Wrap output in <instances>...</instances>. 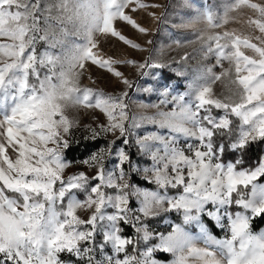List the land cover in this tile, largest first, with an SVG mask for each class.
Here are the masks:
<instances>
[{
	"label": "snow or ice",
	"instance_id": "obj_1",
	"mask_svg": "<svg viewBox=\"0 0 264 264\" xmlns=\"http://www.w3.org/2000/svg\"><path fill=\"white\" fill-rule=\"evenodd\" d=\"M130 7L160 5L0 0V264H162L155 252L170 253L167 264H264V229L253 231V221L264 219V151L254 167H240L253 145H264V3L230 0L222 12L206 7L197 39L209 63L194 70L185 91L165 85L159 104L139 105L155 109L152 115L130 114L127 90L114 95L81 86L89 64L126 89L133 84L115 65L138 72L165 66L98 50L97 36H111L145 51L114 27L119 20L148 34L126 14ZM230 22L260 35L228 30ZM78 108L106 120L85 125L84 141L113 138L71 161L67 152L80 140L69 110ZM145 124L155 130L135 139L138 154L151 159L141 168L132 160L130 136ZM73 163L83 170L68 174ZM143 181L155 187H138ZM206 218L225 231L223 238ZM150 221L170 230L157 231Z\"/></svg>",
	"mask_w": 264,
	"mask_h": 264
},
{
	"label": "rangeland",
	"instance_id": "obj_2",
	"mask_svg": "<svg viewBox=\"0 0 264 264\" xmlns=\"http://www.w3.org/2000/svg\"><path fill=\"white\" fill-rule=\"evenodd\" d=\"M227 2H230V0H144V3L158 4L160 7L140 9L136 12H132L131 7L126 9V14L132 16V18L135 19L138 24L148 29V34L143 35L133 29L130 25H127L126 23L119 20L115 22L114 27L127 39L139 44L141 48L145 49V51L141 52L134 50L111 36H97V41L99 44L98 50L100 53L104 57H112L115 60H134L137 63H143L145 60L151 58L159 63L164 64L165 66L162 68H145L138 72L136 68L131 66L123 64L115 65L116 69L122 72L123 76L129 79L133 84L132 88L126 89L125 86L120 84L110 73L89 64L87 66V70L84 72V75L81 77V86L102 89L106 93H111L114 95L127 90V100L129 102L130 114H154L155 109H141L139 105L142 103L159 104L160 99L163 98L160 96V92L163 91V86L165 85H172L176 92L185 91L186 82L191 78L194 70L200 67L202 64L209 63V61L203 60L202 54L199 51L200 42L197 37L201 30L205 28V25L202 22H199L197 18L201 15L206 7L217 12H222V5ZM255 2L264 3V0H255ZM245 11L247 12V10ZM149 12L155 13L157 17H162V19H153L148 15ZM248 14L252 15V13ZM244 19H246V16L241 17V20ZM225 28L228 30L236 29L242 34L253 37L260 35L257 30L254 28H249L244 23L230 22L225 26ZM222 30L223 29H216L215 31ZM148 40H152L153 43L148 44ZM177 41H179V44H177ZM253 42L256 41L254 40ZM185 55H187L188 59L181 60V57H184ZM211 62L214 63V60ZM225 66H227V63H225ZM161 70H167L173 76L177 77L178 81L170 83L163 82L160 74ZM177 71L184 72L186 75L179 76L177 75ZM89 77H91V79H89ZM146 88H151L153 90L150 92L144 91ZM215 90L217 94H219L221 91H223L222 85L218 83L215 86ZM69 115L78 119L79 121V125L73 129L74 138L79 139L84 143L92 142L83 140V136L85 135V125L96 127L97 123H106L103 115L93 109H71L69 110ZM94 116L96 119H93ZM154 130V125L145 124L139 129H132L131 131L136 135L130 136V139L137 148L135 144L136 137H142L147 132ZM112 138V135L109 134L107 139L99 140V146L106 144V141ZM75 145L76 144L73 143L72 148L69 150L71 151L70 154L72 153L73 147ZM91 151L93 150H87L85 152L79 151L76 152V154H71L73 155V158L71 155V158H67L71 161L83 159L87 157ZM82 153L83 156L79 158ZM139 158V162L137 163L141 168L151 166L150 157L139 155ZM76 170H83V166L73 163V168L68 170V174H71L72 171ZM172 214L176 215L175 213ZM170 219L172 220V218ZM172 222L176 223L174 220H172ZM149 225L160 232H166L167 230H170L167 229L166 225H164L162 222L157 223L156 221H150ZM217 229L221 233V238H223L225 236V231L220 228ZM193 230V234H195L196 230ZM141 246L143 247V244ZM200 246L203 245L201 244ZM162 254L169 255L170 258L168 261L172 259L170 253ZM168 261L161 262L162 264H167Z\"/></svg>",
	"mask_w": 264,
	"mask_h": 264
},
{
	"label": "trees",
	"instance_id": "obj_3",
	"mask_svg": "<svg viewBox=\"0 0 264 264\" xmlns=\"http://www.w3.org/2000/svg\"><path fill=\"white\" fill-rule=\"evenodd\" d=\"M160 74H161V79L165 83L177 82L178 81V78L173 76L167 70H161ZM99 143L100 142H98V141L97 142H88V143H84V142L80 141L79 145H75L73 147V150H72L71 154H76V152H79V151L85 152L87 150L88 151L89 150H94L95 148L99 147V145H100ZM106 143H107V141H106ZM117 144H120V141H117ZM262 151H264V145H260L259 147L256 146V145H253L251 147V149L249 150V152L246 155H244V157H243L244 163L242 165H240V167H254L256 161H258L260 155L262 154ZM70 152L71 151L67 152V157L71 158V156H72V158H73V155H71ZM130 152H131L132 160L134 162H139V159H140L139 158V154H138L137 148L134 146L133 142L131 143V146H130ZM81 156H83V153H82V155L79 156V158H81ZM227 159H234V158L229 156V157H227ZM259 182L264 183V178H261V180ZM137 186L138 187H145V188H149V189H153L155 187L154 185L148 184V182H146V181L139 182ZM174 192H175V190H170L171 194H174ZM234 207L235 206H233V208ZM170 218H172V220H174L176 223H179V220L176 218V215L171 214ZM206 222L209 224L210 231L212 232V234L214 236H216L217 238H221V233L215 227L214 223L212 221H207V219H206ZM263 228H264V219L256 218L253 221V231H257L258 232L259 230H261ZM192 231H194V230L192 229ZM126 235L132 236L133 235L132 230H128ZM153 257L155 259L161 260V261H168L169 258H170L169 255L162 254V253H157V252H155L153 254Z\"/></svg>",
	"mask_w": 264,
	"mask_h": 264
}]
</instances>
